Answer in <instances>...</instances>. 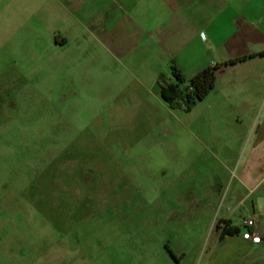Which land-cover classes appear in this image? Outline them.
Wrapping results in <instances>:
<instances>
[{"label": "rangeland", "instance_id": "374dc122", "mask_svg": "<svg viewBox=\"0 0 264 264\" xmlns=\"http://www.w3.org/2000/svg\"><path fill=\"white\" fill-rule=\"evenodd\" d=\"M48 12L0 0V264H219L218 238L248 218L212 198L215 182L219 200L235 188L212 155L232 141L225 80L173 107L163 66ZM235 242L231 264H264V240Z\"/></svg>", "mask_w": 264, "mask_h": 264}, {"label": "crops", "instance_id": "0c3cea01", "mask_svg": "<svg viewBox=\"0 0 264 264\" xmlns=\"http://www.w3.org/2000/svg\"><path fill=\"white\" fill-rule=\"evenodd\" d=\"M45 8L66 30L81 25L102 47H115L131 63L163 66L171 79L173 65L188 81L204 69L264 52V0H34L36 12ZM53 38L57 45L68 44L60 32ZM221 80L233 112L225 121L232 141L212 155L234 166L235 188L230 181L227 197L219 200L215 182L212 198L227 199L236 212L248 214L243 234L218 238L219 264H231L232 242L247 249L264 240V56L221 66L215 90ZM252 223L258 224V242L245 239L254 232Z\"/></svg>", "mask_w": 264, "mask_h": 264}, {"label": "trees", "instance_id": "16d2710c", "mask_svg": "<svg viewBox=\"0 0 264 264\" xmlns=\"http://www.w3.org/2000/svg\"><path fill=\"white\" fill-rule=\"evenodd\" d=\"M257 56L263 57L264 52L241 59L230 60L221 66L236 65ZM221 66L204 69L187 81L182 71L173 65L172 79L167 78L165 75H161L159 79L162 98L173 107L190 111L215 90L217 73ZM238 232L239 230L236 228L225 231V235L221 239H224L226 236L237 235Z\"/></svg>", "mask_w": 264, "mask_h": 264}, {"label": "built area", "instance_id": "2783aa9c", "mask_svg": "<svg viewBox=\"0 0 264 264\" xmlns=\"http://www.w3.org/2000/svg\"><path fill=\"white\" fill-rule=\"evenodd\" d=\"M252 227L254 229L253 234H248L245 237L248 239H252L254 242H258L260 240V237L258 235V224L252 223Z\"/></svg>", "mask_w": 264, "mask_h": 264}]
</instances>
